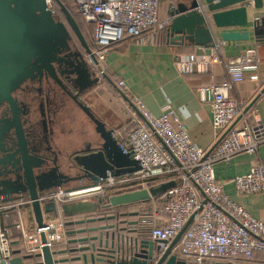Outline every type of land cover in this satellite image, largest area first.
<instances>
[{
    "label": "built area",
    "instance_id": "2783aa9c",
    "mask_svg": "<svg viewBox=\"0 0 264 264\" xmlns=\"http://www.w3.org/2000/svg\"><path fill=\"white\" fill-rule=\"evenodd\" d=\"M58 2L73 18L92 27L94 50H90L91 55L98 56L101 61L105 60L109 50L127 41L136 46H156L159 35L166 31L171 21L169 17H161L160 0H45L50 14L70 34ZM81 53L86 60H91L85 51ZM220 59L219 50L215 48L208 53L189 55L187 60L178 58L175 68L180 74L208 73ZM260 63L257 47L244 50L227 59L226 81L216 84L210 80L208 86L198 89L200 99L210 107L215 133L214 144L206 149L191 141L170 106H165L158 116H154L139 98L132 95L130 120L118 128L119 131H114V138L124 153L133 155L140 166L139 171L108 177L96 184L78 182L39 195L41 207L53 204L55 208L52 218L43 222L42 228L34 221L32 225L26 222L25 210L31 212L28 197L15 196L9 200L0 197V250L3 257H10L8 240L14 233L26 255L40 254L41 233L51 250L65 246L68 242L66 225L88 217H65L61 211L63 204L96 201L149 189L150 181L156 184L162 181V184L175 182V186L163 195L166 199L164 208L149 213L147 208L144 210V204H140L138 210L142 212L133 226L136 232L149 228L150 239L164 250L192 218L173 249L185 264H253L255 253L264 258V224L226 195L225 184L214 177L216 164H228L240 154L254 156L256 159L249 172L234 178L231 183L239 196L264 193V160L257 157L259 147L264 145V123L257 110L252 113L253 121L250 122L245 116L249 105L246 107L243 101L231 97L232 90L247 79L246 74L257 72ZM119 87L131 94L121 81ZM130 127L133 129L127 138L120 139ZM160 216L165 219L159 221Z\"/></svg>",
    "mask_w": 264,
    "mask_h": 264
},
{
    "label": "water",
    "instance_id": "95a60500",
    "mask_svg": "<svg viewBox=\"0 0 264 264\" xmlns=\"http://www.w3.org/2000/svg\"><path fill=\"white\" fill-rule=\"evenodd\" d=\"M58 5L71 32L90 56L93 67L100 72L98 61L91 55L76 21L61 3L58 2ZM262 6V0H202V4L190 0L187 4L179 3L168 13L171 21L166 29L167 44L186 42L196 47L213 49L216 38L210 30L206 15L210 17L214 28L220 31L218 38L224 43L248 41L250 33L258 43L264 42V19L254 18L250 22L248 18L250 7L259 10ZM71 37L66 27L50 14L45 0H0V105L5 102L10 108V124L16 139L11 146L0 142V197L9 200L15 196H27L38 228L43 226L44 214L55 213L53 204L41 207L39 195L44 192L74 182L96 184L102 179L132 174L140 169L133 155L121 150L114 138V130L106 129L82 102L81 97L98 84L99 78L83 55L72 49ZM58 74L67 75L65 78L74 84L76 94L73 100L93 122L101 140L96 149L88 145L83 151L71 155V158L66 157L67 170L57 163L55 152H51L54 154L53 159L46 156L50 147L42 149L37 142L26 141L20 109L12 96L14 90L36 78L42 79L45 76L55 83L60 82ZM7 127L8 122L4 129L7 130ZM50 163L52 166H49ZM174 186L175 182H168L149 189L98 198L96 201L63 204L61 211L67 218L88 217L66 226L91 224L104 220L102 217H93L102 209L145 204L164 195ZM130 215L137 216V213ZM191 221L192 218L164 250L155 241L139 239L123 251H108L102 249L99 236H91L69 240L67 243L71 247L68 250L54 251L46 245L45 235L41 233L42 248L35 257L40 259L37 264H185L177 258L173 249ZM136 224L129 223L133 226ZM111 227L83 229L77 233L84 234L87 230L88 233L98 232ZM73 233L68 231L67 235ZM87 251L93 253L89 261L84 254ZM15 255L10 254L9 258H4L0 250V264H34L28 262L33 259L32 255L19 256V252Z\"/></svg>",
    "mask_w": 264,
    "mask_h": 264
},
{
    "label": "crops",
    "instance_id": "0c3cea01",
    "mask_svg": "<svg viewBox=\"0 0 264 264\" xmlns=\"http://www.w3.org/2000/svg\"><path fill=\"white\" fill-rule=\"evenodd\" d=\"M189 1L190 0H160L161 17H169L168 13L171 8L179 3L187 4ZM197 1L199 4H202V0ZM262 2L263 6L259 10H255L252 7L249 8L248 18L250 22H252L254 18H258L259 20L264 19V0H262ZM206 18L210 30L214 38H216V46L213 49H218L221 56L219 64L215 65L208 73L180 74L176 70L175 62L178 58L181 60H187L189 55L208 53L212 50L196 47L186 42L178 43L177 45L158 44L149 47L136 46L127 41L109 50L103 61V66L107 74L111 78L121 81L133 96L139 98L151 114L158 116L165 106H170L178 120L186 129L191 141L201 149L209 148L214 144L215 133L212 128V114L210 107L200 99L198 89L203 86H208L210 80H214V83L216 84L226 81L227 75L225 65L227 59L238 56L244 50L253 47H257L261 59L259 68L255 73L246 74L247 79L232 90L231 97L243 101L246 104V107L252 104L250 108L249 106L247 107V112L245 114L250 122L253 121L251 119L252 113L257 110L260 121L264 123V42L258 43L254 39L252 33H250L248 41L224 43L219 40L218 33L220 31L215 29L212 23H210V17L206 15ZM88 65L92 67L91 64L88 63ZM93 70L96 76L95 69L93 68ZM252 77L255 78L252 79ZM107 82L110 86L112 85L110 81ZM99 83L100 79L96 86L91 87L81 97V100L92 111V114L105 125L106 129L114 130L115 128H120L127 121V116L124 117L120 111H118V113L114 112V109L112 110V104L108 105L109 108H105L106 111L104 113L96 111L92 106L95 101L101 100L99 93L102 91L99 87ZM29 103L35 108L37 100L34 98L33 101H30ZM65 104L75 106L69 102H66ZM74 108L86 120L89 130H75L76 127L74 126L77 125L75 122L77 121L78 116L75 117L74 125L69 126L67 115L63 116L62 124L60 123L61 117L58 119L59 112L55 117L49 115V122H53L51 129L56 134V129L59 126L64 139H66L61 143V148H58L54 143L53 149H60L68 156L83 151L88 145H91L93 149H96L98 142H101L95 131V125L93 122L79 107L75 106ZM57 111H59V109ZM58 123L60 125H58ZM91 130L92 132H90ZM96 140H98V142ZM37 143L39 144V142ZM257 157L264 160V145L259 147ZM255 159L254 156L240 154L235 156L228 164L218 163L214 166V177L218 182L225 184L223 191L226 195H228L235 203L245 207L252 217L264 224V193L239 196L236 194L234 186L231 183L234 178L247 174L253 162H255ZM59 164L60 166L62 165V160H59ZM74 185L77 184L71 183L63 187ZM162 202L163 195L151 199L144 205L148 207L147 210L151 213L154 211V208L161 205ZM139 205L140 204L123 207L122 209H126V214L129 215L128 217H125L123 221H126V223L128 222V224L138 221V215L132 216L130 214L137 212ZM52 215V213L44 214V222L50 220ZM26 217V222L32 225L31 222H29L28 214H26ZM31 217L33 223L34 220L32 214ZM158 218L159 221L165 219L163 216ZM99 222L103 221L76 225L72 226V228L70 227L68 231H74V233L69 236V240L91 237L93 233H88V230L84 234H78L77 231L96 227L97 225L99 226V224L94 225ZM94 233L97 234L96 232ZM16 238L17 235L15 233L13 237L9 236V245H12V242L15 241ZM139 238L151 240L148 233L147 235H141ZM115 243L118 244V242ZM111 245L112 241H109V248ZM95 246H97V241ZM84 254L87 255L89 261V256L93 253L87 251L84 252ZM262 261H264L263 256L260 253H255L253 264H261Z\"/></svg>",
    "mask_w": 264,
    "mask_h": 264
},
{
    "label": "flooded vegetation",
    "instance_id": "af4514ba",
    "mask_svg": "<svg viewBox=\"0 0 264 264\" xmlns=\"http://www.w3.org/2000/svg\"><path fill=\"white\" fill-rule=\"evenodd\" d=\"M71 36L72 49L77 50L82 54L81 51L84 52V50L80 46L78 39L74 37L73 34H71ZM65 77H67V75L61 76L58 74L60 82L57 83L49 78L46 79L45 76L42 77V79L36 78L32 81H26L19 89L12 92V96L16 100L20 109V120L26 141L39 142L42 149L50 147V151L46 152V156L53 159L54 154L51 152H55L58 164L59 160L63 157L67 160L66 157H68V155L60 149H53L56 134L51 129L53 122H49V115L54 117L57 116V113L59 112L57 110L66 102L72 103L78 107L77 102L73 100V96L76 94L74 84ZM34 98L37 100L35 108L29 103L30 101L32 102ZM11 118L10 108L4 102L2 106L0 105V142H6L8 146H11L13 142H16L12 126L9 127ZM7 122L8 129L6 130L4 127ZM69 157L71 158V156ZM49 166H52V164L50 163ZM104 244H107V242L103 241L101 246L102 249L108 251H123L125 248L116 243H113L110 248H108V244L106 247ZM177 258L179 257L177 256ZM179 259L182 260L181 258Z\"/></svg>",
    "mask_w": 264,
    "mask_h": 264
},
{
    "label": "rangeland",
    "instance_id": "374dc122",
    "mask_svg": "<svg viewBox=\"0 0 264 264\" xmlns=\"http://www.w3.org/2000/svg\"><path fill=\"white\" fill-rule=\"evenodd\" d=\"M71 34H73V33L71 32ZM74 37H75V35H74ZM96 60L98 61V66L100 68V72L95 67H93L91 60H86L95 69L96 76L100 79V83H99L100 86L99 87L101 88V91H102L101 93H99L101 100L95 101L92 104V106L94 107V109H96V111L104 113L106 111L105 108H109L108 105L112 104V110L114 109V112L118 113V111H120L124 115V117L127 116V121L125 122V123H127L130 120L129 119V115H130L129 112L133 110V107L130 104L133 100L132 94H126L124 91H122V89H120V87H119V81L111 78L107 74V72L103 66V61L99 60L98 56H96ZM107 81H110L114 87L112 85L110 86V84H108ZM2 104H4V103H2ZM2 104H1V106H2ZM74 107L75 106H73V105L63 104L59 108L58 119H60V117H61L60 123L61 124L63 123V120H62L63 116L67 115V122H68L69 126H73L75 117L78 116L79 118L77 117V121L75 122V124H77V125L74 126V127H76L75 130L78 131L79 129H81V130L88 129L89 126L86 124V120L77 112V110ZM58 125H60V124L58 123ZM9 127H11L10 122H9ZM132 129H133V127H130L128 131L123 132V134L120 135V139L125 140V138H127V136H128L129 131H131ZM114 131L117 132L119 130H118V128H115ZM90 132H92V130ZM64 140H66V139H64V137L61 133V128L58 126L56 129V137H55L54 143L56 144V146L58 148L59 147L61 148V145H62L61 143ZM96 141L98 142V140H96ZM125 144L128 146L127 143H125ZM61 160H62V165H61L62 168L64 170H67L68 163L66 162L65 157H63ZM71 172H73V171H71ZM72 184H77V183H72ZM165 204H166V199L163 198L162 204L159 206H156L154 208V211L158 212L159 210L163 209ZM146 208H148V207L144 205V210ZM141 212L142 211L138 210L136 213L139 216L141 214ZM107 215L109 217H111V219L105 220L103 222L95 223L94 225L99 224V226L97 225L98 227L112 226L111 229L107 228L105 230H99V232H96L97 234H95L94 232H91V233H93L92 236H96V237L99 236L98 239H100L102 241V243H103V241H108L107 244L109 243V241L110 242L112 241V244L113 243L115 244V242H118V244L122 245L123 248L124 247L127 248L128 245L133 246V243L135 242V240H139L140 239L139 237H141V235L142 236L147 235V231L150 230L149 228H147V229H144L142 232H136L133 225H129L128 222L126 223V221H123L127 214H126V209H122V208L105 209V210L102 209L101 211L98 212L97 215H95L93 217H95V218L106 217ZM134 222H137V221H134ZM97 226L92 227V228H98ZM87 229H89V228H87Z\"/></svg>",
    "mask_w": 264,
    "mask_h": 264
},
{
    "label": "trees",
    "instance_id": "16d2710c",
    "mask_svg": "<svg viewBox=\"0 0 264 264\" xmlns=\"http://www.w3.org/2000/svg\"><path fill=\"white\" fill-rule=\"evenodd\" d=\"M59 1H60V0H59ZM74 20L76 21V23H77V25H78V27H79V30H80V32H81V34H82V36H83V38H84L86 44H88L89 49H90L91 51H93V50H94V45H93V42H92V27H91V26H88V25H84V24H82L77 18H74ZM166 34H167L166 31H163V32L159 35L157 45H158V44H159V45H165V44H167V41H166V39H167V35H166ZM165 35H166V36H165ZM209 82H210V81H209ZM154 181L157 182V179H155ZM148 184H149V188H152V187H156V186H159L160 184H162V181L158 182V184H156V183L153 182V181H150ZM108 193H109V192H108ZM26 197H27V196H26ZM116 209H117V208H116ZM104 210H105V209H104ZM25 211H26V214H28L29 222H31V224H33V223H32V217H31L30 211H28V210H25ZM100 211H101V210H100ZM149 213H150V212H149ZM97 214H98V213H97ZM97 214H96V215H97ZM128 216H129V215H126V217H128ZM25 217H26V216H25ZM108 217H109L108 215H107L106 217H102V218H104L103 221L108 220V219H107ZM26 218H27V217H26ZM97 218H99V217H97ZM73 226H76V225H73ZM70 227L72 228V226H67V227H66V231H68V229H70ZM67 240L69 241V236H68V235H67ZM21 247H22L21 242H20L19 238L17 237V238L15 239V241L12 242V245H10V254H11V256H16V255H15L16 252H19V256H25L26 254L22 251ZM70 247H71L70 244L67 243L65 246H61V247H59V248H55V249H53V250H54V251L68 250ZM35 256H36V255H34L33 259L28 260V262H30V263H34V264L39 263V262H40V259H39V258H36Z\"/></svg>",
    "mask_w": 264,
    "mask_h": 264
}]
</instances>
